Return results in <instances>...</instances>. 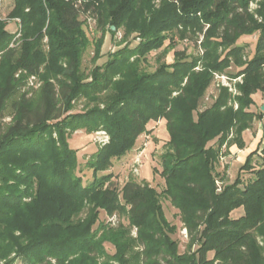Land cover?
I'll return each mask as SVG.
<instances>
[{"label": "trees", "instance_id": "obj_1", "mask_svg": "<svg viewBox=\"0 0 264 264\" xmlns=\"http://www.w3.org/2000/svg\"><path fill=\"white\" fill-rule=\"evenodd\" d=\"M250 1L160 0L155 6L153 0H82L96 12L101 33L95 62L106 29L114 34L123 28L122 41L134 31L141 38L95 64L87 80L82 53L91 41L80 6L14 0L8 19L0 18V264H264V134L240 166L250 172L247 180L238 173L217 192L214 176L221 146L227 141L243 148L242 132L264 116L251 107L252 94L264 92V0L256 10L260 22L247 8ZM13 18L20 20L18 37L7 28ZM256 32L246 57L239 39ZM200 33L204 52L173 50V61L153 71L141 65L166 40L164 52L186 37L197 43ZM213 72L241 75L240 93L232 97L224 87L211 106L198 110ZM31 75L40 84L25 90ZM82 97L86 103L74 112ZM161 118L168 132L159 156L164 187L159 192L130 177L118 189L105 172L112 159L126 155L147 124ZM80 128L109 135L84 161L92 170L88 181L77 173V150L68 143ZM162 196L186 228L183 252ZM240 207L243 214L231 216ZM101 210L120 211L128 224L100 222Z\"/></svg>", "mask_w": 264, "mask_h": 264}, {"label": "rangeland", "instance_id": "obj_2", "mask_svg": "<svg viewBox=\"0 0 264 264\" xmlns=\"http://www.w3.org/2000/svg\"><path fill=\"white\" fill-rule=\"evenodd\" d=\"M160 0H153V4L155 6L159 5ZM260 0H251L249 2V9L250 12L254 14V17L260 22L261 17L256 12L259 5ZM14 0H0V18L7 20L8 14L11 11L12 7L14 6ZM82 5V4H81ZM80 5V14L79 18L84 22L83 28L86 36L91 41L88 45V47L85 49V51L82 53V63H81V69L84 70L86 74H88V79L91 80L90 73L92 69L95 67V64H102L103 60L109 57L110 54L115 52L118 48L125 46V45H135L138 42H140L141 38L139 37L138 32L132 33L129 35L127 40H123L124 32L125 30L123 28H119L114 34H112L108 29H106L104 32V37L102 38V43L100 45V57L96 60V62L93 60L94 52H95V44L94 41L101 37L100 31H98V25H97V15L96 12H94L90 7L87 9L84 8V6ZM18 18H13L8 20L7 28L9 31H15L16 30V37L20 36V23ZM258 35V32L252 34V35H244L239 39V42L246 45L245 48V54L247 56H251L253 52V48L255 45V40ZM202 33L199 34V39L196 41L197 43H194L191 38L189 37L184 38L183 40L176 41V45L174 49H167V51L164 52V48L168 44V40L164 42V44L151 52H149L146 55V60L141 65L144 69L153 71L160 62L166 61L167 63H170L173 61V50H185L188 54H197L204 52L200 44V40L202 38ZM43 45L42 47L45 49L48 48L47 43L48 39L46 36L43 37ZM13 46V43L10 44ZM21 46L20 41L15 43L14 47L19 48ZM166 50V49H165ZM161 58H158L160 57ZM63 63L64 61H60ZM230 71H234L233 69H229ZM20 73V70H17L15 72V75H18ZM242 76L239 75L237 77H231L227 72H213L212 80L209 83L208 87L206 88L204 94L199 99L198 104V110H203L207 108L208 106H211L212 103L215 101V99L218 97L220 91L222 88H227V90L231 93V96L234 97L238 95L239 89L237 87L238 82H242ZM40 84V79L35 77L34 75L29 76L27 79L26 85L23 89L25 90H34L38 85ZM176 94V92H174ZM253 100H264V92L257 91L256 93L252 94ZM86 99L84 97L78 99L75 102V110L80 111L84 104L86 103ZM234 108H236L237 104L236 102H232ZM261 126H264V122L261 121V119H255L252 120L249 124V126L243 131L245 132V140L247 142L248 149L250 148L251 144H253L255 140L256 131ZM103 130V129H98ZM98 130H95L93 132L87 133L83 128L77 129L71 133V135L68 138V143L71 148H74L77 150V159L80 163V166L78 167L80 170L77 172L80 176H82L84 181H88L92 179V170L87 169L83 166L84 161L98 149V147H101L108 143L109 135L107 133L108 139L105 142L103 141V135L98 134ZM230 133L233 132V130L229 131ZM242 132V133H243ZM229 133V134H230ZM232 134H230L231 136ZM229 136V137H230ZM231 138V137H230ZM168 139V132L166 129V122L164 118H161L157 121H151L147 124V130L146 132L139 135V137L136 139L135 144L131 148L130 151L123 157L119 159H112V165L105 171V172H111L112 182L113 184L119 189L124 182L129 179L130 177H133L136 180H145L147 181L151 186L155 187L159 192L164 187V180L159 175V171L161 170V165L159 162V156L164 150L165 142ZM231 145H236L235 143L227 144V141L221 146L218 154V165L216 167V171L219 174L214 175L215 176V185H216V191L220 192L225 183L229 182L231 183L234 178L239 173L241 177L245 180H247L250 177V172H247L245 170H240L241 164L244 162L246 156L245 153H250V151L254 149H250V151H246L245 148H239L241 150L234 149L236 151H232L230 149ZM236 147H238L236 145ZM235 147V148H236ZM247 149V150H248ZM246 153V154H247ZM120 196V195H119ZM162 207L164 209L165 215L167 219L171 222V224L176 225L177 230L174 235H172L174 238H176L179 241V251L183 252L185 250V246L188 242V235L186 228L184 227L181 218L180 213L177 208H175L170 200L164 196L161 197ZM243 214L242 207L237 208L232 211L231 216L238 217ZM99 221L108 223L111 226H117L119 224L127 225L128 219L125 214H122L120 211H114L112 214H107L104 210H101L99 213ZM137 234V228L135 226L131 227V234L132 236L136 237ZM257 244L262 245V237L260 235H256ZM196 245L194 246V248ZM105 250L109 253L114 252V247L109 242H105ZM138 249H142V246L136 247ZM264 256V251H263ZM13 264H25L23 260L17 259Z\"/></svg>", "mask_w": 264, "mask_h": 264}, {"label": "crops", "instance_id": "obj_3", "mask_svg": "<svg viewBox=\"0 0 264 264\" xmlns=\"http://www.w3.org/2000/svg\"><path fill=\"white\" fill-rule=\"evenodd\" d=\"M106 60V59H105ZM105 60H103V62L105 61ZM264 103V100L263 99H260V100H254V104H252V109H254L255 111H258V109L259 110H261V105ZM261 121H263L264 122V116H263V119H261ZM256 133V135H255V140H254V142H253V144H251V146H250V148L248 149V146H247V142H246V138H245V132H243L242 133V138H243V140H244V142H245V145H244V148H245V150L246 151H250V149L252 150V149H254L255 148V146H257V144H258V142L260 141V140H263V134H264V126H261L260 128H258V130L255 132ZM264 141V140H263ZM236 145L234 146V145H231V147H230V149L234 152V151H236V150H234V149H237V150H241V151H243L242 149H239L238 147H236ZM248 149V150H247ZM247 153V152H246ZM245 153V156L248 154H246Z\"/></svg>", "mask_w": 264, "mask_h": 264}, {"label": "built area", "instance_id": "obj_4", "mask_svg": "<svg viewBox=\"0 0 264 264\" xmlns=\"http://www.w3.org/2000/svg\"><path fill=\"white\" fill-rule=\"evenodd\" d=\"M72 1L76 7H78L82 4V0H72ZM97 133L103 135L104 138H103L102 142L107 141L108 136H107V133L105 132V130H98Z\"/></svg>", "mask_w": 264, "mask_h": 264}, {"label": "water", "instance_id": "obj_5", "mask_svg": "<svg viewBox=\"0 0 264 264\" xmlns=\"http://www.w3.org/2000/svg\"><path fill=\"white\" fill-rule=\"evenodd\" d=\"M111 28H114V26H111ZM261 110L264 112V103L261 105Z\"/></svg>", "mask_w": 264, "mask_h": 264}]
</instances>
